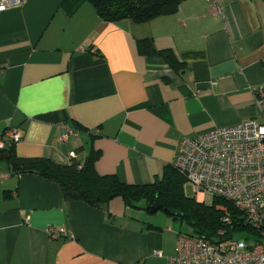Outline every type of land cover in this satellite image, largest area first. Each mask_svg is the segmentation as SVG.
<instances>
[{
	"label": "crops",
	"instance_id": "0c3cea01",
	"mask_svg": "<svg viewBox=\"0 0 264 264\" xmlns=\"http://www.w3.org/2000/svg\"><path fill=\"white\" fill-rule=\"evenodd\" d=\"M62 2L0 12V132L21 131L18 156L65 165L94 149L97 173L143 185L173 164L182 137L264 118L263 0H183L140 24ZM144 37L185 67L144 54ZM155 212L120 197L107 208L67 201L55 182L0 161V264H167L180 230Z\"/></svg>",
	"mask_w": 264,
	"mask_h": 264
},
{
	"label": "trees",
	"instance_id": "16d2710c",
	"mask_svg": "<svg viewBox=\"0 0 264 264\" xmlns=\"http://www.w3.org/2000/svg\"><path fill=\"white\" fill-rule=\"evenodd\" d=\"M182 1L63 0L62 6L72 14L81 4L88 3L103 21L118 22L129 19L140 24L174 13ZM138 46L148 56L161 57L175 71L185 67L172 49H156L148 37L138 39ZM76 128L85 130L77 123ZM99 155L98 150L91 149L83 160L72 157L69 164L61 165L46 157L18 156L13 143L0 148V161L7 165L12 174L34 173L53 181L59 185L62 197L67 201L81 200L93 207L107 208L111 199L120 197L125 206L147 208L148 212L152 206L160 204L165 210L177 213L168 215L170 218L191 226L194 233L189 235L211 242L238 238L240 233L254 231L245 221L244 213L232 201L214 196L211 197L210 204H205L204 201H197L193 195H186L183 189L186 176L174 164L165 166L161 176L152 183L127 184L121 182L115 174L97 173L94 164ZM222 217H227L229 222H223ZM219 231L223 233L220 235Z\"/></svg>",
	"mask_w": 264,
	"mask_h": 264
},
{
	"label": "built area",
	"instance_id": "2783aa9c",
	"mask_svg": "<svg viewBox=\"0 0 264 264\" xmlns=\"http://www.w3.org/2000/svg\"><path fill=\"white\" fill-rule=\"evenodd\" d=\"M24 1L0 0V12ZM21 138L18 128L8 127L0 132V148ZM173 164L186 176L196 200L208 195L232 201L254 231L216 242L179 232L176 254L167 258V264H264V118L215 127L194 138L182 137ZM221 220L229 222L227 217ZM65 234L63 228L49 231L51 238Z\"/></svg>",
	"mask_w": 264,
	"mask_h": 264
},
{
	"label": "rangeland",
	"instance_id": "374dc122",
	"mask_svg": "<svg viewBox=\"0 0 264 264\" xmlns=\"http://www.w3.org/2000/svg\"><path fill=\"white\" fill-rule=\"evenodd\" d=\"M183 189H184V192H185L186 195H188V196H192L193 195L190 185L185 183L183 185ZM195 199H196V196H195ZM203 200H204L205 204H210L212 202L211 197H209L208 195H205L203 197ZM155 215H158L159 217H161V216L168 217L167 214L164 213L161 210H158L157 212H155ZM168 219L171 221V223L175 227V229L176 228L179 229L182 233H186V234H193L194 233L192 228H191V226L189 224H187L186 222H182L180 220H175L174 221V220H172L169 217H168ZM239 235H238L239 237H243L244 236L241 233Z\"/></svg>",
	"mask_w": 264,
	"mask_h": 264
},
{
	"label": "water",
	"instance_id": "95a60500",
	"mask_svg": "<svg viewBox=\"0 0 264 264\" xmlns=\"http://www.w3.org/2000/svg\"><path fill=\"white\" fill-rule=\"evenodd\" d=\"M147 209V208H146ZM158 210H161L163 211L164 213H166L167 215H177L176 212H172V211H167L165 210L160 204L159 205H156V206H152L149 211L150 212H155V211H158Z\"/></svg>",
	"mask_w": 264,
	"mask_h": 264
}]
</instances>
